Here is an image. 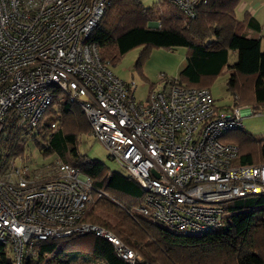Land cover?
I'll use <instances>...</instances> for the list:
<instances>
[{
	"label": "built area",
	"instance_id": "obj_1",
	"mask_svg": "<svg viewBox=\"0 0 264 264\" xmlns=\"http://www.w3.org/2000/svg\"><path fill=\"white\" fill-rule=\"evenodd\" d=\"M112 1L0 0V134L9 118L18 130L36 131L57 86L146 192L133 215L181 235L221 229L223 203L264 194V165H235L238 146L221 140L244 129V115L257 108L218 110L208 89L166 73L138 100L137 85L114 74L91 41ZM168 1L190 17L200 4ZM96 191L89 176L60 160L31 168L21 159L0 172V243L14 264L44 240L89 233L130 263L141 260L106 228L80 221Z\"/></svg>",
	"mask_w": 264,
	"mask_h": 264
},
{
	"label": "trees",
	"instance_id": "obj_2",
	"mask_svg": "<svg viewBox=\"0 0 264 264\" xmlns=\"http://www.w3.org/2000/svg\"><path fill=\"white\" fill-rule=\"evenodd\" d=\"M199 1L195 16L190 17L168 0L149 6L142 0H113L91 41L110 66L135 47H143L136 64L140 72L151 48L184 47L187 63L177 77L180 84L211 93L213 79L227 69L233 102L220 106L214 101L215 107L230 110L252 105L258 111L264 106V51L261 38L249 37L245 30L261 31V24L249 13L239 15L242 0ZM232 53L237 61L231 64ZM52 88L53 101L36 131L18 130L13 118L5 122L0 134V172L17 157H25L30 142L44 155H52L50 162L60 160L79 169L98 189L80 221L106 228L139 253L141 260L134 264H264V194L223 203V227L200 236L171 232L133 215V208L144 205L146 192L128 173H107L102 162L80 153L81 136L92 132L88 118L79 104L57 86ZM48 116L56 117V129L45 124ZM221 140L238 146L235 165H264V139L237 129L226 132ZM0 264H14L12 253L1 243ZM21 264L132 263L120 257L108 239L89 233L44 240Z\"/></svg>",
	"mask_w": 264,
	"mask_h": 264
},
{
	"label": "rangeland",
	"instance_id": "obj_3",
	"mask_svg": "<svg viewBox=\"0 0 264 264\" xmlns=\"http://www.w3.org/2000/svg\"><path fill=\"white\" fill-rule=\"evenodd\" d=\"M157 1L159 0H142L147 6L153 5V3ZM255 37H260L262 39V48L264 51V24L260 36L257 33ZM142 49L143 47L141 46L135 47L127 52L117 65L111 66L114 74L118 75L126 82H134L137 85L135 95L138 100H144L147 97L153 84L160 87L159 75L161 73H166L169 77H179L182 69L187 63L186 49L184 47H176L174 49L153 47L150 49L149 57L143 63L142 72H140L136 68V64ZM236 61L237 54L232 53L230 56V63L232 64ZM228 76L229 71L226 69L223 74L214 78L211 83L210 91L216 105H229L233 102V96L227 85ZM248 106L253 107L252 105ZM55 118L54 116H48L45 118V124H51ZM243 125L247 133L259 139H264V106L261 107L256 114H245L243 117ZM79 150L85 157L102 162L105 165L107 173L116 171L127 174V171L121 164L111 156L109 149L92 133H85L81 136ZM21 159L23 163L25 162L31 168H35L49 163L53 159V156L44 155L32 144V142H30L25 157L19 156L9 164L16 161L18 162V160L20 161ZM138 255L141 256L139 253ZM79 262L80 259L78 263Z\"/></svg>",
	"mask_w": 264,
	"mask_h": 264
},
{
	"label": "crops",
	"instance_id": "obj_4",
	"mask_svg": "<svg viewBox=\"0 0 264 264\" xmlns=\"http://www.w3.org/2000/svg\"><path fill=\"white\" fill-rule=\"evenodd\" d=\"M238 13L240 16H243L245 13H249L252 17L257 19V21L261 24L263 27V20H264V0H242L239 4ZM262 30V29H261ZM260 32L253 28H247L245 30V33L249 37H255L257 36V33L260 36ZM260 38V37H259ZM263 44V41L261 39V45ZM263 46V45H262ZM263 50V48H262Z\"/></svg>",
	"mask_w": 264,
	"mask_h": 264
}]
</instances>
